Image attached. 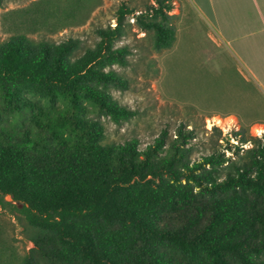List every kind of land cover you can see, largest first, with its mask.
<instances>
[{"label": "trees", "instance_id": "1", "mask_svg": "<svg viewBox=\"0 0 264 264\" xmlns=\"http://www.w3.org/2000/svg\"><path fill=\"white\" fill-rule=\"evenodd\" d=\"M175 3H123L86 47L18 26L0 40V205L32 242L19 255L0 240V264H264V132L212 126L196 157L197 131L180 123L144 147L104 142L101 117L121 125L137 112L112 94L128 88L113 67L129 65L130 46L117 44L127 15L159 51L175 40ZM33 4L42 23L30 24L55 32L84 24L101 0Z\"/></svg>", "mask_w": 264, "mask_h": 264}, {"label": "rangeland", "instance_id": "2", "mask_svg": "<svg viewBox=\"0 0 264 264\" xmlns=\"http://www.w3.org/2000/svg\"><path fill=\"white\" fill-rule=\"evenodd\" d=\"M36 0H5L0 6V40L7 38L13 27L29 29L28 35L34 39L61 40L69 35L79 37L82 46L91 45L96 40L94 28L114 23V12L119 5H128L140 10L150 0H101L84 24L69 26L51 31L40 29L30 23H42ZM176 3L170 13L176 27V38L171 47L159 51L152 47L151 37L138 29L133 18L127 15L128 33L117 44L130 46L129 65L113 67L126 76L128 88L112 89L113 96L122 104L135 109L136 114L130 120L116 125L106 117H101L105 126L104 142H122L130 137H137L140 146L150 143L162 129L173 137L176 127L184 124L195 127L197 137L190 142L192 156L209 151L211 141L216 138L212 126L221 129L223 136L236 132L240 126L248 128L251 135L258 136L264 130L257 125H245L238 118L214 114L232 108L239 95L234 87L226 83L228 70L221 66V60L210 58L206 48L211 49L210 42L204 35V22L197 21L187 11L177 14ZM191 17L189 18V16ZM192 23H202L201 26ZM215 49V48H214ZM81 52V50L79 51ZM218 52V51H217ZM219 55L218 53H216ZM218 57V56H217ZM154 61H153V60ZM233 63V62H231ZM251 101V99H250ZM253 102V101H251ZM245 106L243 119L245 123L256 122L264 116V110L255 104ZM192 105L196 112L187 114L184 106ZM220 143H224L221 140ZM235 143L234 139H230ZM249 146V145H245ZM11 202L10 196H5ZM0 240L19 255L26 253L32 246L28 231L20 217L9 206L0 205Z\"/></svg>", "mask_w": 264, "mask_h": 264}, {"label": "crops", "instance_id": "3", "mask_svg": "<svg viewBox=\"0 0 264 264\" xmlns=\"http://www.w3.org/2000/svg\"><path fill=\"white\" fill-rule=\"evenodd\" d=\"M175 2L177 14L190 12L193 18L209 27L204 26V35L213 47L206 48L209 57L220 59V65L225 66L226 70L229 65L232 66L225 80L229 87H234L239 100L232 108L213 113L238 118L245 125H257L264 130V116L252 123H245L243 119L244 108L250 103L264 110V0Z\"/></svg>", "mask_w": 264, "mask_h": 264}, {"label": "built area", "instance_id": "4", "mask_svg": "<svg viewBox=\"0 0 264 264\" xmlns=\"http://www.w3.org/2000/svg\"><path fill=\"white\" fill-rule=\"evenodd\" d=\"M114 25V23L112 24V26Z\"/></svg>", "mask_w": 264, "mask_h": 264}]
</instances>
